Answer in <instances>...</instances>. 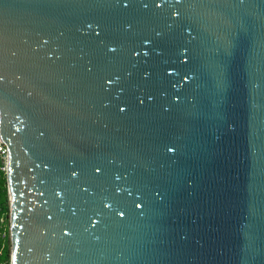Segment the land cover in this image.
<instances>
[{
  "label": "water",
  "instance_id": "95a60500",
  "mask_svg": "<svg viewBox=\"0 0 264 264\" xmlns=\"http://www.w3.org/2000/svg\"><path fill=\"white\" fill-rule=\"evenodd\" d=\"M12 264H264V0H0Z\"/></svg>",
  "mask_w": 264,
  "mask_h": 264
},
{
  "label": "trees",
  "instance_id": "16d2710c",
  "mask_svg": "<svg viewBox=\"0 0 264 264\" xmlns=\"http://www.w3.org/2000/svg\"><path fill=\"white\" fill-rule=\"evenodd\" d=\"M0 157V264H12L11 203L7 173Z\"/></svg>",
  "mask_w": 264,
  "mask_h": 264
},
{
  "label": "built area",
  "instance_id": "2783aa9c",
  "mask_svg": "<svg viewBox=\"0 0 264 264\" xmlns=\"http://www.w3.org/2000/svg\"><path fill=\"white\" fill-rule=\"evenodd\" d=\"M0 157L4 162L3 170L7 173L8 165H9V151L7 145L1 140H0Z\"/></svg>",
  "mask_w": 264,
  "mask_h": 264
}]
</instances>
